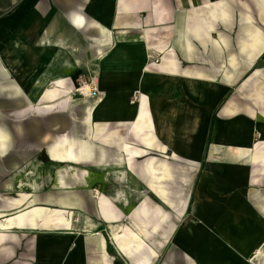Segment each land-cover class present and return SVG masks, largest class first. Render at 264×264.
<instances>
[{
    "label": "crops",
    "instance_id": "obj_1",
    "mask_svg": "<svg viewBox=\"0 0 264 264\" xmlns=\"http://www.w3.org/2000/svg\"><path fill=\"white\" fill-rule=\"evenodd\" d=\"M262 126L264 0H0V264H264Z\"/></svg>",
    "mask_w": 264,
    "mask_h": 264
},
{
    "label": "bare ground",
    "instance_id": "obj_2",
    "mask_svg": "<svg viewBox=\"0 0 264 264\" xmlns=\"http://www.w3.org/2000/svg\"><path fill=\"white\" fill-rule=\"evenodd\" d=\"M84 19L83 17H79V22H83ZM102 31L104 33L109 34L110 31L108 29L103 28ZM95 80L98 85V90H99V85H100V80L99 77L96 75ZM57 82V81H56ZM204 82V81H203ZM58 83V82H57ZM193 83V81H192ZM55 85V84H54ZM55 87V86H54ZM197 88V87H196ZM88 90V89H87ZM198 90V89H197ZM100 91V90H99ZM101 93V91H100ZM202 93V92H201ZM103 94L99 97H92L90 98L88 94L83 93V95H80L77 93L75 100H80L85 107V113L83 116V121L86 125L87 128V133L89 138L92 136L93 132V119L95 114L99 109H101V106L104 104V99H103ZM41 98V97H40ZM49 101V100H48ZM178 111V110H177ZM179 118V117H178ZM184 120V119H183ZM178 127V126H177ZM264 128V126H262ZM264 130V129H263ZM181 135V134H180ZM258 135V134H257ZM262 137V135H261ZM65 141L62 142L61 144H58L54 146V148L50 151V155L56 159V160H70V161H78L80 157L82 156H92V144L90 140H85V139H77L78 141L75 142L74 140H70L68 138L64 139ZM10 143V142H9ZM263 143V142H262ZM262 143H260L262 145ZM264 144V143H263ZM254 145V144H253ZM76 147V148H75ZM252 151V153L255 156H261L264 159V145L262 148H260L259 145L255 146ZM75 149V150H74ZM241 154V153H240ZM56 166V164L51 163V164H46L45 170L47 173V176L49 177V174L51 173V170ZM255 166V165H254ZM42 164L39 163H31L27 168H25L24 171L21 173L15 174L13 177V183L8 186L9 191L11 193L15 191L21 192L20 195L15 196L14 198H8L5 199V205L6 208L13 209L15 210L16 208L19 210H24L27 208V206H30L33 204L34 200L29 199L28 200V195L25 193L27 190L28 191H34L38 189V187L41 185L42 178H43V168ZM75 167V166H74ZM60 168V167H59ZM75 169V168H74ZM61 172V171H60ZM59 172V173H60ZM64 172V171H63ZM79 172V171H78ZM81 173V172H79ZM123 173V172H122ZM83 174V173H82ZM90 174V173H89ZM124 175V174H123ZM65 176V175H64ZM70 176V175H69ZM87 176V175H86ZM73 177V176H72ZM88 177V176H87ZM76 178V177H75ZM83 178V177H82ZM97 179V178H96ZM70 190V189H69ZM33 197V196H32ZM147 206V205H146ZM98 207V206H97ZM63 208V207H62ZM145 208V207H144ZM143 208V209H144ZM69 209V208H68ZM71 209V208H70ZM10 211V210H9ZM143 211V210H142ZM142 213V212H141ZM8 214V213H7ZM4 218V217H3ZM6 218V217H5ZM167 221V220H166ZM132 223V222H131ZM2 228H5V223L2 224ZM5 231V230H4ZM137 231V230H136ZM2 232V231H1ZM139 234V233H138ZM100 235V234H99ZM115 235V234H114ZM91 236V235H90ZM116 236V235H115ZM170 236V235H168ZM70 239V238H69ZM142 239V238H141ZM146 239V238H145ZM154 239V238H153ZM69 241V240H68ZM147 241V240H146ZM67 242V241H66ZM65 242V243H66ZM102 243V242H101ZM103 244V243H102ZM124 244V243H123ZM52 247V246H51ZM54 248V246H53ZM73 248V247H72ZM49 249V248H48ZM106 251V250H105ZM104 251V252H105ZM51 252V251H50ZM53 253V252H51ZM103 253V252H102ZM49 254V253H48ZM263 254L264 255V243L260 245L258 248L255 250V255ZM104 255V254H103ZM50 256V255H49ZM63 256V255H62ZM104 257V256H103ZM112 258V257H111ZM250 258V257H249ZM61 259V258H60ZM57 259H54V262ZM48 261V260H47ZM106 261V259H105ZM264 262V260H263Z\"/></svg>",
    "mask_w": 264,
    "mask_h": 264
},
{
    "label": "built area",
    "instance_id": "obj_3",
    "mask_svg": "<svg viewBox=\"0 0 264 264\" xmlns=\"http://www.w3.org/2000/svg\"><path fill=\"white\" fill-rule=\"evenodd\" d=\"M150 58L152 60V63H160L159 57L153 58L152 56H150ZM74 92L80 95H83V93H87L90 98L99 97L101 95L100 91L98 90V85L95 80V76L90 75L86 72L80 75Z\"/></svg>",
    "mask_w": 264,
    "mask_h": 264
},
{
    "label": "rangeland",
    "instance_id": "obj_4",
    "mask_svg": "<svg viewBox=\"0 0 264 264\" xmlns=\"http://www.w3.org/2000/svg\"><path fill=\"white\" fill-rule=\"evenodd\" d=\"M153 58H155V57L153 56ZM150 62L152 63V60H151V58H150Z\"/></svg>",
    "mask_w": 264,
    "mask_h": 264
},
{
    "label": "trees",
    "instance_id": "obj_5",
    "mask_svg": "<svg viewBox=\"0 0 264 264\" xmlns=\"http://www.w3.org/2000/svg\"><path fill=\"white\" fill-rule=\"evenodd\" d=\"M44 160L46 161V160H48V159L46 158V159H44Z\"/></svg>",
    "mask_w": 264,
    "mask_h": 264
}]
</instances>
